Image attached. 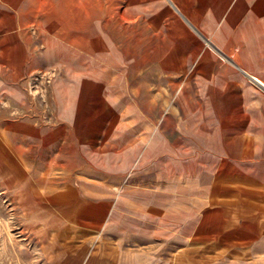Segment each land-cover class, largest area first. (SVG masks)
Returning a JSON list of instances; mask_svg holds the SVG:
<instances>
[{
    "label": "crops",
    "instance_id": "crops-1",
    "mask_svg": "<svg viewBox=\"0 0 264 264\" xmlns=\"http://www.w3.org/2000/svg\"><path fill=\"white\" fill-rule=\"evenodd\" d=\"M168 1L181 19L121 61L126 85L119 60L106 88L85 67L46 117L7 118L34 26L0 0V183L41 264H264V91L247 79L264 81V0Z\"/></svg>",
    "mask_w": 264,
    "mask_h": 264
},
{
    "label": "rangeland",
    "instance_id": "rangeland-1",
    "mask_svg": "<svg viewBox=\"0 0 264 264\" xmlns=\"http://www.w3.org/2000/svg\"><path fill=\"white\" fill-rule=\"evenodd\" d=\"M18 5L34 26L26 73L21 79L25 99L11 104L7 118L46 117L68 93H78L79 70L103 68V87L110 84V67L115 60L156 53L165 48L180 15L168 0H20ZM181 19V18H180ZM135 57V58H136ZM118 74L126 85V63ZM115 72V73H117ZM122 72V73H121ZM116 78V77H115ZM82 80V79H81ZM137 84V78L130 79ZM78 82L77 87L74 84ZM132 83V84H133ZM140 88H142L140 86ZM77 95V94H76ZM105 96V95H104ZM135 94L138 101L163 103L169 107L175 94ZM74 97V95H73ZM64 98V97H63ZM159 117L164 110L152 109ZM44 114V115H43ZM2 179H0L1 182ZM14 182L0 183V264H41L20 207L14 200Z\"/></svg>",
    "mask_w": 264,
    "mask_h": 264
},
{
    "label": "built area",
    "instance_id": "built-area-1",
    "mask_svg": "<svg viewBox=\"0 0 264 264\" xmlns=\"http://www.w3.org/2000/svg\"><path fill=\"white\" fill-rule=\"evenodd\" d=\"M247 79L252 85L264 91V81L260 80L259 78L253 75H248Z\"/></svg>",
    "mask_w": 264,
    "mask_h": 264
}]
</instances>
